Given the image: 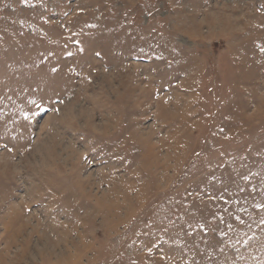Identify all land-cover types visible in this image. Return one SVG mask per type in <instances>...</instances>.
I'll return each mask as SVG.
<instances>
[{
  "label": "rangeland",
  "instance_id": "obj_1",
  "mask_svg": "<svg viewBox=\"0 0 264 264\" xmlns=\"http://www.w3.org/2000/svg\"><path fill=\"white\" fill-rule=\"evenodd\" d=\"M0 264H264V0H0Z\"/></svg>",
  "mask_w": 264,
  "mask_h": 264
},
{
  "label": "snow or ice",
  "instance_id": "obj_2",
  "mask_svg": "<svg viewBox=\"0 0 264 264\" xmlns=\"http://www.w3.org/2000/svg\"><path fill=\"white\" fill-rule=\"evenodd\" d=\"M53 71H55V69H53Z\"/></svg>",
  "mask_w": 264,
  "mask_h": 264
}]
</instances>
